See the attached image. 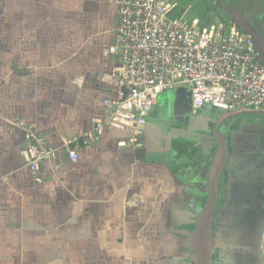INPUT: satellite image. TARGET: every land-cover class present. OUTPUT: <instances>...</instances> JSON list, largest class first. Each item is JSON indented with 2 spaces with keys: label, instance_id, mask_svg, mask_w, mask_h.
Returning <instances> with one entry per match:
<instances>
[{
  "label": "crops",
  "instance_id": "1",
  "mask_svg": "<svg viewBox=\"0 0 264 264\" xmlns=\"http://www.w3.org/2000/svg\"><path fill=\"white\" fill-rule=\"evenodd\" d=\"M247 6L264 37V0ZM115 12L114 0H0V264H192L178 209L216 172L212 264H264V125L238 114L252 107L194 110L177 83L144 125L81 144L122 90ZM202 116L214 129L197 145ZM18 121L55 149L35 175Z\"/></svg>",
  "mask_w": 264,
  "mask_h": 264
},
{
  "label": "built area",
  "instance_id": "2",
  "mask_svg": "<svg viewBox=\"0 0 264 264\" xmlns=\"http://www.w3.org/2000/svg\"><path fill=\"white\" fill-rule=\"evenodd\" d=\"M115 38L108 52L119 56L122 90L104 99L106 113L81 136L96 143L105 129H131L146 123L158 95L185 83L194 110L208 104L222 110L264 108V62L250 36L234 23L201 26L196 18L173 16L169 0H114ZM23 126L26 165L35 175L55 152L43 133ZM68 157L75 161L76 151Z\"/></svg>",
  "mask_w": 264,
  "mask_h": 264
},
{
  "label": "water",
  "instance_id": "3",
  "mask_svg": "<svg viewBox=\"0 0 264 264\" xmlns=\"http://www.w3.org/2000/svg\"><path fill=\"white\" fill-rule=\"evenodd\" d=\"M216 1L223 9L229 8L222 3V0ZM229 11L231 13L232 22L250 36L259 60L264 62V37L246 22L238 6L231 7ZM233 114L234 113H229V115ZM238 114L264 115V108H242L239 110ZM213 169H215V167ZM216 174L217 172L211 180L212 184L208 186L206 202L202 209L197 213L184 209L181 210L178 216L179 218L184 217L183 221L185 222V226L193 229L190 246L194 252V264H211L212 255L217 249L216 241L211 237L212 221L219 195L216 187L218 176Z\"/></svg>",
  "mask_w": 264,
  "mask_h": 264
},
{
  "label": "flooded vegetation",
  "instance_id": "4",
  "mask_svg": "<svg viewBox=\"0 0 264 264\" xmlns=\"http://www.w3.org/2000/svg\"><path fill=\"white\" fill-rule=\"evenodd\" d=\"M216 1V0H215ZM216 3H217V1H216ZM173 4H174V13L176 14V12H178V13H180L179 11H178V5H177V3L176 2H173ZM191 8H193V6H192V4L191 5H187L183 10H182V12H185V11H188L189 9H191ZM230 8L231 7H229L228 9H226L227 11H229L230 10ZM176 11V12H175ZM203 14V13H202ZM201 14V15H202ZM208 15V14H207ZM207 15H205V14H203V17H204V19H206L207 17ZM230 16H231V13H230V11H229V17L228 18H221V20H219V21H217V22H219V23H223V24H225V23H227V21L229 20V18H230ZM196 19L198 20V22H199V18H197L196 17ZM246 20V19H245ZM247 22V21H246ZM249 25H251L258 33H259V30L257 29V24H255V23H252V24H250L249 22H247ZM260 34V33H259ZM261 35V34H260ZM262 36V35H261ZM262 109V108H261ZM243 122H245V123H250V124H261V125H264V115H262V114H255V115H249V118H248V116H247V118H245V119H241ZM246 120V121H245ZM211 123H212V121L210 120V119H205L203 116L199 119V122H198V125H197V127L195 128V129H193V130H191V131H189V139L191 140V141H193V142H196V144L197 143H201L204 139H209V137H210V135H211V132L213 131V127H211ZM197 145H199V144H197ZM256 194V193H255ZM257 195V194H256ZM223 194L220 192L219 193V195H218V200H217V206L219 205V203H221V202H225L224 200H223ZM227 197L229 198H231V195H230V193H227ZM206 198H207V192H202V191H191L190 193H189V195H188V199L186 200V206H184V207H180L179 209H178V215L177 216H179V213L181 212V210H184V209H186V210H188V211H191V212H193V213H197V212H199V210H201L202 209V207L204 206V204H205V202H206ZM238 201H239V199H238ZM217 206H216V208H217ZM225 206H226V204H225ZM252 208H254V207H252ZM218 211V209L217 210H215V212H214V217H213V222L215 221V216L217 215V212ZM255 211H257L256 212V214H255V217H256V219H254L255 220V223L257 222V220L259 221L260 220V218H261V216H262V212L261 211H259V209H255ZM259 211V212H258ZM183 219H184V217L183 218H179L178 217V221L180 222V220H181V222H182V225H184L185 226V222L183 221ZM186 227V226H185ZM188 230H189V235L190 236H192L193 235V229H191V228H187ZM211 237H212V233H211ZM193 251V250H192ZM215 252V251H214ZM213 259H214V253H213V255H212V262H213ZM190 262H192V264H194V262H193V255H192V257H191V260H190ZM212 262H211V264H212Z\"/></svg>",
  "mask_w": 264,
  "mask_h": 264
},
{
  "label": "rangeland",
  "instance_id": "5",
  "mask_svg": "<svg viewBox=\"0 0 264 264\" xmlns=\"http://www.w3.org/2000/svg\"><path fill=\"white\" fill-rule=\"evenodd\" d=\"M170 2H176L178 5V12H176L177 15L183 16L187 18V16H194L198 14H205L207 15V19L212 22H217L221 20V18H228L229 17V11L226 9H223L219 4L216 3L215 0H169ZM222 3L228 7H234L238 6L240 8V11L243 15V17L246 19L247 22L252 24V16L251 13L248 10L247 6V0H222ZM193 6V8L189 9L188 11L182 12V10L187 5ZM202 14V15H203ZM189 19V18H188ZM237 116V113L231 117L234 118ZM245 116V115H244Z\"/></svg>",
  "mask_w": 264,
  "mask_h": 264
},
{
  "label": "trees",
  "instance_id": "6",
  "mask_svg": "<svg viewBox=\"0 0 264 264\" xmlns=\"http://www.w3.org/2000/svg\"><path fill=\"white\" fill-rule=\"evenodd\" d=\"M172 15L173 16H179V15H176V14H172ZM196 17L199 18V23H200L201 26H205V25H210L212 23H216V22L209 21L207 18L204 19L203 15H201V14L194 15V16L193 15L192 16H187V18H189V19H193V18H196ZM231 24H233V22H232L231 16H230L229 20L224 25L229 26Z\"/></svg>",
  "mask_w": 264,
  "mask_h": 264
}]
</instances>
